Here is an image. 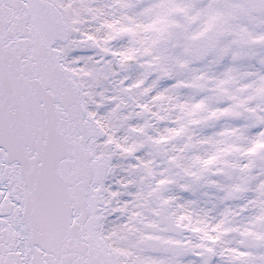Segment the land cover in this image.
I'll list each match as a JSON object with an SVG mask.
<instances>
[{
	"label": "snow or ice",
	"instance_id": "obj_1",
	"mask_svg": "<svg viewBox=\"0 0 264 264\" xmlns=\"http://www.w3.org/2000/svg\"><path fill=\"white\" fill-rule=\"evenodd\" d=\"M0 264H264V0H0Z\"/></svg>",
	"mask_w": 264,
	"mask_h": 264
}]
</instances>
